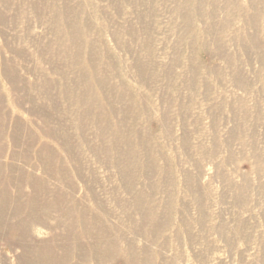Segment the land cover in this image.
<instances>
[{
	"label": "rangeland",
	"instance_id": "obj_1",
	"mask_svg": "<svg viewBox=\"0 0 264 264\" xmlns=\"http://www.w3.org/2000/svg\"><path fill=\"white\" fill-rule=\"evenodd\" d=\"M1 200L0 264H264V0H0Z\"/></svg>",
	"mask_w": 264,
	"mask_h": 264
},
{
	"label": "bare ground",
	"instance_id": "obj_2",
	"mask_svg": "<svg viewBox=\"0 0 264 264\" xmlns=\"http://www.w3.org/2000/svg\"><path fill=\"white\" fill-rule=\"evenodd\" d=\"M189 30V29H188ZM139 201V200H138ZM140 202L141 201H139V204H140ZM5 204H7V202L5 201V200H1L0 201V213H3L4 212V205ZM18 211H15V213H17ZM7 224V223H6ZM5 225V224H4ZM2 223H0V226H2L3 228H5V227H7L8 225H9V223H8V225L6 226H4ZM11 226V225H10ZM9 226V227H10ZM11 228H12V226H11ZM8 228V229H3V230H7V233L9 234V236H10V238H12V239H15L14 241H17V242H19V243H24L25 241H24V234H22V233H18L17 232V230L16 229H14V228ZM6 232V231H5ZM17 232V233H16ZM16 242V243H17ZM25 244V243H24ZM22 245V244H21ZM24 247H25V245H24ZM34 254H35V256L34 257H36L37 256V258L39 259V260H41V264H50V262L48 261V260H42L41 259V257H40V255H39V253L38 252H34Z\"/></svg>",
	"mask_w": 264,
	"mask_h": 264
}]
</instances>
